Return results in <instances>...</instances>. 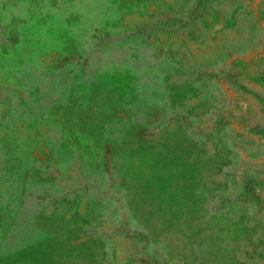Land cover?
<instances>
[{"label":"rangeland","instance_id":"rangeland-1","mask_svg":"<svg viewBox=\"0 0 264 264\" xmlns=\"http://www.w3.org/2000/svg\"><path fill=\"white\" fill-rule=\"evenodd\" d=\"M0 264H264V0H0Z\"/></svg>","mask_w":264,"mask_h":264}]
</instances>
